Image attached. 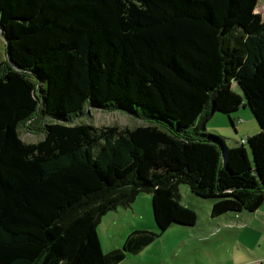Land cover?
Listing matches in <instances>:
<instances>
[{
  "label": "trees",
  "instance_id": "16d2710c",
  "mask_svg": "<svg viewBox=\"0 0 264 264\" xmlns=\"http://www.w3.org/2000/svg\"><path fill=\"white\" fill-rule=\"evenodd\" d=\"M257 1L0 0V264H116L156 233L132 230L120 248L102 252L96 226L142 191L158 232L196 220L179 203L178 184L211 199V216L258 208ZM86 106L148 121L131 128L71 121ZM240 106L258 125L244 142L226 147L205 132L215 112L233 126L229 115ZM23 124L42 138L20 139Z\"/></svg>",
  "mask_w": 264,
  "mask_h": 264
},
{
  "label": "rangeland",
  "instance_id": "374dc122",
  "mask_svg": "<svg viewBox=\"0 0 264 264\" xmlns=\"http://www.w3.org/2000/svg\"><path fill=\"white\" fill-rule=\"evenodd\" d=\"M254 11L264 17V0L256 2ZM0 60H5V42L1 35ZM231 88L240 94L234 82ZM230 114L235 128L227 115L220 112L213 113L204 126L205 132L221 136L226 147L235 146L241 138L258 131L248 107L240 106ZM71 121L131 128L147 124L148 120L121 109L106 111L86 106ZM18 135L25 142H35L43 136L38 129L25 124L18 128ZM178 193L179 203L194 211V224H171L158 232L152 217L150 194L138 192L129 206H118L117 212L109 210L100 217L96 234L101 251L106 252L114 245L120 248L121 241L132 230H147L156 233L153 239L137 253H125L116 264H247L252 255L264 253V200L251 212L241 210L211 216V199L194 195L186 184H178Z\"/></svg>",
  "mask_w": 264,
  "mask_h": 264
},
{
  "label": "crops",
  "instance_id": "0c3cea01",
  "mask_svg": "<svg viewBox=\"0 0 264 264\" xmlns=\"http://www.w3.org/2000/svg\"><path fill=\"white\" fill-rule=\"evenodd\" d=\"M1 61V60H0ZM231 116V114L229 115V117ZM235 124H233V127L235 128L234 126ZM184 206V205H183ZM187 207V206H186ZM189 208V207H188ZM115 212H117V209H114ZM101 221V218L99 220V222ZM123 238V237H121ZM122 240V239H121ZM122 242V241H121ZM116 246V247H115ZM112 249L113 248H118L117 245H114L113 247H111ZM247 264H264V253H258L257 255H252L250 257V259H248L247 261Z\"/></svg>",
  "mask_w": 264,
  "mask_h": 264
},
{
  "label": "water",
  "instance_id": "95a60500",
  "mask_svg": "<svg viewBox=\"0 0 264 264\" xmlns=\"http://www.w3.org/2000/svg\"><path fill=\"white\" fill-rule=\"evenodd\" d=\"M0 35H1V31H0ZM2 36V35H1ZM3 38V37H2ZM224 144V143H223ZM220 149H221V151H222V156H224V153H223V150H224V148L222 147V146H220Z\"/></svg>",
  "mask_w": 264,
  "mask_h": 264
},
{
  "label": "built area",
  "instance_id": "2783aa9c",
  "mask_svg": "<svg viewBox=\"0 0 264 264\" xmlns=\"http://www.w3.org/2000/svg\"><path fill=\"white\" fill-rule=\"evenodd\" d=\"M244 140H245V138H244V139H243V138H241L239 141H240V142H244Z\"/></svg>",
  "mask_w": 264,
  "mask_h": 264
}]
</instances>
